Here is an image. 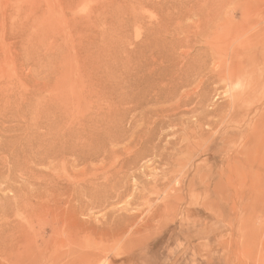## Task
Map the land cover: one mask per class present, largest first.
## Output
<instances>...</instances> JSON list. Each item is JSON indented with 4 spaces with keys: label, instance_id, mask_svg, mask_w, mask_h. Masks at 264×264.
<instances>
[{
    "label": "rangeland",
    "instance_id": "obj_1",
    "mask_svg": "<svg viewBox=\"0 0 264 264\" xmlns=\"http://www.w3.org/2000/svg\"><path fill=\"white\" fill-rule=\"evenodd\" d=\"M27 240L264 264V0H0V264Z\"/></svg>",
    "mask_w": 264,
    "mask_h": 264
},
{
    "label": "bare ground",
    "instance_id": "obj_2",
    "mask_svg": "<svg viewBox=\"0 0 264 264\" xmlns=\"http://www.w3.org/2000/svg\"><path fill=\"white\" fill-rule=\"evenodd\" d=\"M7 98V97H6ZM54 157V156H53ZM44 179H45V177H44ZM46 182V181H45ZM44 183V182H43ZM45 185H47V184H45ZM75 189V188H74ZM26 190V189H25ZM65 192H69V190L71 191V189H63ZM54 192V191H53ZM85 192L83 191V190H81V191H79V192H77V189H75V190H73V194H78V195H81V194H84ZM37 195V194H36ZM58 195V194H57ZM28 196V195H27ZM38 196V195H37ZM40 196H41V194H40ZM24 197V200L25 201H27L26 200V195H22V198ZM53 197V196H52ZM51 197V198H52ZM57 197V196H56ZM75 197V196H74ZM94 197V195H89L87 198H89L90 200H92V198ZM22 198H21V200H22ZM40 198V197H39ZM57 199H58V197H57ZM99 199V198H98ZM35 200V199H34ZM36 200H38L37 198H36ZM17 202H19V198L16 200V203ZM36 203H37V201H35ZM39 202V201H38ZM43 201H41V203H42ZM32 203V202H31ZM30 203V204H31ZM35 203V204H36ZM59 203V202H58ZM29 204V205H30ZM34 204V203H33ZM47 204V203H46ZM77 205L79 206V210H78V212H80L81 214H83V212H84V210L85 209H88V204L87 203H84L82 200H80V199H78L77 200ZM32 206V205H31ZM30 206V207H31ZM40 206H42V205H40ZM33 207V206H32ZM35 207H37L36 205H35ZM39 207V206H38ZM47 207V206H46ZM96 206H92L91 208H95ZM28 209V208H27ZM26 209V210H27ZM31 209V208H30ZM29 209V210H30ZM35 210V209H34ZM73 210H75V209H73ZM77 211V210H76ZM76 211H73V214H75V213H78V212H76ZM19 225V224H18ZM17 225V226H18ZM22 225H20V227H21ZM19 227V228H20ZM21 228H24V227H21ZM51 228V227H50ZM55 229V228H54ZM58 230V231H57ZM52 231V230H51ZM56 233L54 234L55 236H56V239H57V237L58 236H60L61 237V235L63 234V229H61V228H57L56 229ZM62 232V233H61ZM94 232V234L93 235H95V236H97V237H100L101 236V234H100V232H97L96 230L95 231H93ZM16 233H17V231H16ZM96 233V234H95ZM26 234V232L24 233V235ZM51 234L53 235V233L51 232ZM21 235H23V234H21ZM53 235V236H54ZM19 236H20V234H19ZM24 237V236H23ZM20 238L22 239V236H20ZM27 238V237H26ZM25 238V239H26ZM52 238V237H51ZM55 239V240H56ZM22 240H24V238L22 239ZM53 240V239H52ZM51 240V241H52ZM16 241V240H15ZM51 241L49 242V241H47L46 243H45V247L47 246V244L48 243H51ZM58 241V240H57ZM18 242V241H17ZM17 242H15V243H17ZM20 242H22L21 240H20ZM24 242V241H23ZM28 242V240L26 241V242H24V243H26V244H28L27 243ZM34 242H35V240H34ZM21 244V243H20ZM52 244V243H51ZM12 243H11V246H10V248L12 249ZM19 246V245H18ZM21 246H23V244L21 245ZM54 246H56V247H62V245H61V241L60 242H58V244L57 243H54ZM15 247V246H14ZM48 247H50L49 245H48ZM20 248H22V247H20ZM19 248V249H20ZM24 248V247H23ZM17 249V248H16ZM36 249L37 248H35V246H31L30 244H28V245H25V249H24V254H26V256H30L29 257V259L32 257V254L36 251ZM49 249V248H48ZM60 249V248H59ZM8 250V249H7ZM7 250H6V252H7ZM22 250V249H21ZM12 251H14V248L12 249ZM15 252H17V251H15ZM14 252V256L16 255V253ZM23 252V251H22ZM55 252V251H54ZM8 253H9V250H8ZM12 252H10V254H11ZM48 253H49V250H47L46 248H43V250L42 251H40L39 249H37V254H36V252H35V254L37 255H35L36 257L35 258H32L31 260V262H32V264H52L53 263V261H52V258H50L49 256H48ZM58 253H60L59 251H58ZM18 254H20V252L18 253ZM23 254V253H22ZM22 254H20V256L22 255ZM55 254V253H54ZM33 255V256H34ZM56 255H57V253H56ZM8 256V255H7ZM13 256V255H12ZM14 256H13V258H14ZM19 256V257H20ZM25 256V255H24ZM52 256H53V253H52ZM58 256H59V254H58ZM58 256H56V258L58 257ZM10 257V256H9ZM9 257H6V261H7V259L9 258ZM16 258H18L17 256H16ZM16 258H14L15 260H17ZM22 258H23V256H22ZM54 258V257H53ZM55 258V260H57ZM19 259V258H18ZM58 259H59V257H58ZM9 260V259H8ZM15 260H13V261H15ZM26 260H28V258L27 259H25V260H23V261H26ZM80 260V261H79ZM98 256L97 255H86V254H84V255H82V256H79L78 258H77V261L76 260H74V263H72V262H70V263H61V260H57V262L55 263L54 262V264H98L99 262H98ZM10 262V261H9ZM16 262V261H15ZM20 263V262H19ZM18 263V261H17V264H19ZM21 264H22V261H21Z\"/></svg>",
    "mask_w": 264,
    "mask_h": 264
},
{
    "label": "crops",
    "instance_id": "obj_3",
    "mask_svg": "<svg viewBox=\"0 0 264 264\" xmlns=\"http://www.w3.org/2000/svg\"><path fill=\"white\" fill-rule=\"evenodd\" d=\"M214 229L219 232V229H216L215 227H214ZM215 230H214V232H215Z\"/></svg>",
    "mask_w": 264,
    "mask_h": 264
}]
</instances>
